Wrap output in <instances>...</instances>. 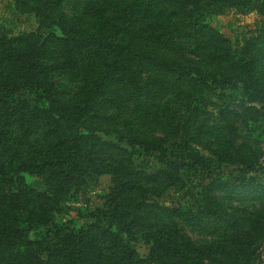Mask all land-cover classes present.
<instances>
[{
    "label": "trees",
    "instance_id": "1",
    "mask_svg": "<svg viewBox=\"0 0 264 264\" xmlns=\"http://www.w3.org/2000/svg\"><path fill=\"white\" fill-rule=\"evenodd\" d=\"M15 3L40 28L0 36V264H203L175 228L186 215L157 199L182 184L183 169L209 168L196 144L243 173L239 185L208 179L205 194L251 191L254 177L246 174L264 171L244 143L236 146L229 137L237 114L221 110L228 130L211 125L198 103L210 85L225 97L241 84L247 93L261 92L252 103L264 104V33L234 55L231 41L200 18L207 7L222 5L250 6L264 16V0ZM53 27L60 34L42 32ZM210 137L230 148L214 150ZM133 150L156 159L159 168L141 171ZM23 173L42 179L46 193L27 185ZM104 174L112 176V187L89 222L78 229L58 223L62 204ZM210 202L197 220L238 226L223 204ZM145 221L157 229L148 257L130 242ZM261 263L260 254L248 259Z\"/></svg>",
    "mask_w": 264,
    "mask_h": 264
},
{
    "label": "rangeland",
    "instance_id": "2",
    "mask_svg": "<svg viewBox=\"0 0 264 264\" xmlns=\"http://www.w3.org/2000/svg\"><path fill=\"white\" fill-rule=\"evenodd\" d=\"M65 10L71 13L68 7ZM200 18L231 41L234 55H240L250 39L264 33V16L252 11L251 7L246 5L207 7ZM39 28L37 17L32 13L19 12L15 0H0L1 37L35 33L39 31ZM42 32L45 35L51 32L60 34L56 27L42 30ZM72 86L76 87L77 84ZM216 91L214 86L210 85L202 100L198 102L212 116L211 125L219 124L231 130L220 115L221 110L225 108H228V111H234L237 114L236 133H230V139H235L236 146L244 143L246 154L251 157V162L254 164L258 160L257 168L261 167L264 170L262 166L264 159V110L262 107L264 104L252 103L249 100V98L262 97L261 92L247 93L241 84L237 89L226 90L225 97H221L222 91L217 89ZM206 140L210 142L208 144L214 150H220L221 147L230 148L228 145L224 146L222 140L211 137ZM194 148L207 160L205 165L209 163V168L183 169L180 173L182 184L178 183L162 192L158 196V204L170 209H178L186 215L187 222L177 219L174 222L175 228L179 235L189 240L194 248L192 255L203 260V264H248V259L254 254H260L264 259V171L259 174L254 171L246 174V177H254L248 182L254 187L251 191L236 192L235 196L224 191H206L205 194L204 188L208 179L214 180L221 177L223 180H230L232 185H239V179L243 173L233 166L226 156L216 155L201 144H196ZM132 152L141 171H154L159 168L156 159L144 156L140 150ZM235 153H237L236 149ZM181 163H184V160H181ZM22 176L32 189L46 193L45 185L38 176L29 173H23ZM94 179L89 181L82 196L62 204L63 211L56 215L58 223L69 222L78 229L89 222L91 213L103 207L112 187V176L104 174ZM212 199L224 205L227 212L233 215L238 226L224 224L222 220L210 223L207 218L196 219L201 207L212 204L210 202ZM156 231L157 229L151 227L148 221L138 226L130 242L141 256L148 257L151 254L154 246L152 239ZM156 237L163 240L162 235L157 234ZM37 253L46 260V253L40 250Z\"/></svg>",
    "mask_w": 264,
    "mask_h": 264
},
{
    "label": "built area",
    "instance_id": "3",
    "mask_svg": "<svg viewBox=\"0 0 264 264\" xmlns=\"http://www.w3.org/2000/svg\"><path fill=\"white\" fill-rule=\"evenodd\" d=\"M262 166L264 167V159L262 160Z\"/></svg>",
    "mask_w": 264,
    "mask_h": 264
}]
</instances>
